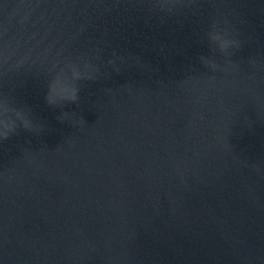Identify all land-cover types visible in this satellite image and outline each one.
<instances>
[{"label": "water", "instance_id": "95a60500", "mask_svg": "<svg viewBox=\"0 0 264 264\" xmlns=\"http://www.w3.org/2000/svg\"><path fill=\"white\" fill-rule=\"evenodd\" d=\"M0 93V264H264V0H0Z\"/></svg>", "mask_w": 264, "mask_h": 264}, {"label": "clouds", "instance_id": "9594fccd", "mask_svg": "<svg viewBox=\"0 0 264 264\" xmlns=\"http://www.w3.org/2000/svg\"><path fill=\"white\" fill-rule=\"evenodd\" d=\"M208 36L221 53L227 52L233 46H239L238 42L231 39L227 33L222 35L221 32L213 30ZM211 51H215V49H211ZM200 59L206 67L213 70L218 66L212 58L201 56ZM97 71L98 69L89 63H84L81 67L78 63L68 62L59 71L51 72L45 82L44 99L46 104L53 108L63 109L65 104L78 103L80 81L95 79L91 73ZM67 113L62 110L57 119L63 122L61 116ZM35 120L29 106L17 103L14 97L6 93H0V145L13 135H18L21 130L33 133Z\"/></svg>", "mask_w": 264, "mask_h": 264}]
</instances>
